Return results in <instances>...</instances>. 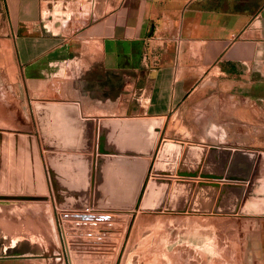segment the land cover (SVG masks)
<instances>
[{"label": "crops", "instance_id": "crops-1", "mask_svg": "<svg viewBox=\"0 0 264 264\" xmlns=\"http://www.w3.org/2000/svg\"><path fill=\"white\" fill-rule=\"evenodd\" d=\"M0 5L6 19L0 25L6 31L0 36V74L35 136L53 211L60 210L47 183L34 100L76 101L81 117L94 119L162 116L149 171L161 136L164 143L207 146L198 148L196 171L212 181L190 189L212 191L214 228L247 239L250 264H264V0ZM98 95L104 103L92 108ZM192 127L195 135L189 134ZM123 212L88 211L110 217L115 239L123 233L117 216Z\"/></svg>", "mask_w": 264, "mask_h": 264}, {"label": "rangeland", "instance_id": "rangeland-1", "mask_svg": "<svg viewBox=\"0 0 264 264\" xmlns=\"http://www.w3.org/2000/svg\"><path fill=\"white\" fill-rule=\"evenodd\" d=\"M5 32L0 26V36ZM4 82L0 74V194H34L45 185L39 149ZM90 101L92 108L104 103L99 95ZM161 138L138 205L117 215L123 223L117 239L105 215L74 219L48 201L0 200V264H250L249 241L214 228L212 191L190 189L212 181L196 171L197 151L207 146ZM21 255L35 257L12 258Z\"/></svg>", "mask_w": 264, "mask_h": 264}, {"label": "water", "instance_id": "water-1", "mask_svg": "<svg viewBox=\"0 0 264 264\" xmlns=\"http://www.w3.org/2000/svg\"><path fill=\"white\" fill-rule=\"evenodd\" d=\"M32 110L56 209L136 208L158 145L162 116L81 117L76 101L34 100ZM45 192L42 182L34 194H0V200L48 201ZM77 215L90 217L70 214ZM27 257L35 256L12 258Z\"/></svg>", "mask_w": 264, "mask_h": 264}, {"label": "built area", "instance_id": "built-area-1", "mask_svg": "<svg viewBox=\"0 0 264 264\" xmlns=\"http://www.w3.org/2000/svg\"><path fill=\"white\" fill-rule=\"evenodd\" d=\"M89 210H91V208L89 207V208H86V209H84V210H81L83 213H88V211Z\"/></svg>", "mask_w": 264, "mask_h": 264}]
</instances>
